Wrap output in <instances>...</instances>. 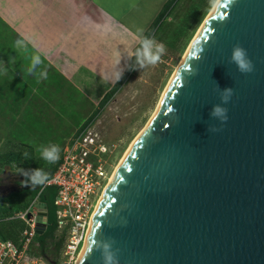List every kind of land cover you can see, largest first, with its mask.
I'll return each mask as SVG.
<instances>
[{
    "label": "water",
    "instance_id": "1",
    "mask_svg": "<svg viewBox=\"0 0 264 264\" xmlns=\"http://www.w3.org/2000/svg\"><path fill=\"white\" fill-rule=\"evenodd\" d=\"M236 45L252 73L231 62ZM158 106L108 185L77 264H105L109 252L113 264H264V0H219ZM214 106L227 109L226 122ZM37 215L40 236L44 204Z\"/></svg>",
    "mask_w": 264,
    "mask_h": 264
},
{
    "label": "crops",
    "instance_id": "2",
    "mask_svg": "<svg viewBox=\"0 0 264 264\" xmlns=\"http://www.w3.org/2000/svg\"><path fill=\"white\" fill-rule=\"evenodd\" d=\"M167 2L0 0V119L21 122L46 108L51 113L68 86L97 111L117 83L113 69H104L105 55L118 51L116 70L124 74L141 42L137 28L146 31L148 18L156 19ZM17 39H23L19 48L14 46ZM34 55L42 63L29 75ZM44 71L46 78L41 76ZM93 108L86 120L95 113ZM34 111L38 113L31 115Z\"/></svg>",
    "mask_w": 264,
    "mask_h": 264
},
{
    "label": "rangeland",
    "instance_id": "3",
    "mask_svg": "<svg viewBox=\"0 0 264 264\" xmlns=\"http://www.w3.org/2000/svg\"><path fill=\"white\" fill-rule=\"evenodd\" d=\"M167 1L170 6L165 17L159 22L157 18L151 20L148 18L147 30L139 33V41H143L144 36H154L158 42L165 45L166 53L161 61L154 66L147 65L145 62V67L141 68L136 60L124 83L90 123L95 132L102 137L103 144L109 148L110 153L103 157L108 170L114 169L129 144L150 121L185 51L217 2V0ZM139 49L141 47L135 49L134 53L136 54ZM119 57L118 51L114 54L109 51L105 55L107 62L104 69L105 67L110 71L116 69L118 67L116 59L119 60ZM125 68L126 72L129 66ZM62 100V102H53V113H49L46 108L40 113L28 112L31 115L35 113L40 115L26 117L21 122L13 121L7 116L5 119H0L3 124L0 126V154L28 153L29 158L26 160L31 165V170L49 166L41 158V152L45 149L50 150L54 144L60 146L61 156L63 149L73 137L74 131L82 127L88 112L93 108L79 93H73L71 86L67 87V93ZM93 110L95 111L94 108ZM1 112L3 115V111ZM10 122H12L11 126L8 125ZM21 181V175L17 170L0 166V195L7 194L13 184ZM5 212L0 203V216ZM7 214L13 218L17 213L14 208H9ZM54 225L52 203L47 211L45 233ZM43 237L37 236L35 241L36 238ZM46 240L48 245L49 238ZM46 251L51 253L49 249Z\"/></svg>",
    "mask_w": 264,
    "mask_h": 264
},
{
    "label": "built area",
    "instance_id": "4",
    "mask_svg": "<svg viewBox=\"0 0 264 264\" xmlns=\"http://www.w3.org/2000/svg\"><path fill=\"white\" fill-rule=\"evenodd\" d=\"M109 153L92 125L81 127L63 149L54 173L40 187V192L47 187L55 189V232L65 234L59 257L52 258L55 264H76L99 196L113 172L103 160ZM40 192L25 211L9 218L23 222L25 229L17 243L0 237V264H50L48 257L34 249Z\"/></svg>",
    "mask_w": 264,
    "mask_h": 264
},
{
    "label": "trees",
    "instance_id": "5",
    "mask_svg": "<svg viewBox=\"0 0 264 264\" xmlns=\"http://www.w3.org/2000/svg\"><path fill=\"white\" fill-rule=\"evenodd\" d=\"M170 5L165 6L163 11L158 15L157 20L158 22L161 21L169 8ZM142 41L139 43L138 47H141ZM136 48V49H137ZM137 60V55L134 53V56L132 57L130 63H129V69L123 74L122 79H120L119 82H117L114 87L103 97L101 102L99 103V108L93 115L86 120V122L83 124L82 127L87 126L90 124L93 119L98 115L99 111L105 106V104L111 99V97L118 91V89L121 87V85L124 83L125 79L127 78L130 70L134 66L135 62ZM59 161L55 164H51L49 166H43L42 169L49 174L48 179L50 176L54 173ZM0 166L7 167V169L14 168L17 170L22 180H27L28 182H31V169L30 164L25 159L22 152L17 153H5L0 154ZM23 170V173L21 172ZM40 179H43V176L40 177ZM40 186L36 185V188L33 189H22L20 191L10 193L8 197H6L7 194H4L0 196V203L3 205V211L5 214L0 216L1 222H0V237L4 240H10L14 243L18 242L19 234L25 229V224L19 220H9L11 215L7 214V209L14 208L15 213L25 211L27 207L29 206L30 202L34 199V196L37 195L40 192ZM9 193V192H7ZM55 189L51 187L44 188L40 194H39V203H42L46 206L47 211L49 210L50 205L53 203V199L55 197ZM24 227V229H23ZM56 228L55 225L51 226L48 232L45 233V236L43 237L44 233L42 234L43 238H36V244L34 243V249L37 251V253L46 256L48 255L47 249L51 251L50 254H53V259L56 260L59 257V254L64 246L65 242V234H56L55 232ZM38 235H36L37 237ZM41 236V235H40ZM49 238V244L47 245V240Z\"/></svg>",
    "mask_w": 264,
    "mask_h": 264
},
{
    "label": "clouds",
    "instance_id": "6",
    "mask_svg": "<svg viewBox=\"0 0 264 264\" xmlns=\"http://www.w3.org/2000/svg\"><path fill=\"white\" fill-rule=\"evenodd\" d=\"M137 31L140 33H143L145 30L143 28H137ZM23 39H17L14 42V46L16 48H19L22 45ZM155 49V51H153ZM200 52L203 51V49L199 50ZM166 53V47L163 43L158 42L154 36H144L141 49L137 50V62L139 63L141 68L145 67V62L147 65L154 66L158 62L161 61L162 56ZM231 62L235 63L237 70L241 74H250L254 71V65L250 58H248L247 50L239 45H236L233 47L232 56H231ZM42 63L41 57L39 55H34L31 58V65L27 68V74L33 75V71L36 68L37 65H40ZM46 72L44 71L41 73V76L46 78ZM112 76L115 79L116 82H119L120 79L123 77V73L113 69L112 70ZM225 92L232 94V89H225ZM224 102H227V99L224 100ZM227 109L220 108L219 106H214L213 111L211 115L213 116H219L222 118L223 122H226L227 117ZM220 129H217L216 131H219ZM60 152L61 148L58 144H54L50 150L45 149L41 152V158L49 165L55 164L60 159ZM25 159L29 158L28 153L23 154ZM23 173V170H21ZM31 183L32 185H45L48 180L49 174L45 172L42 168L39 169H33L31 170ZM43 176V179H40V177ZM23 185H28V181L24 180L22 182ZM93 247L95 248L96 241H92ZM109 246L105 245V248L107 249ZM105 264H113L114 260H118V257H116L112 253H106L103 257Z\"/></svg>",
    "mask_w": 264,
    "mask_h": 264
},
{
    "label": "bare ground",
    "instance_id": "7",
    "mask_svg": "<svg viewBox=\"0 0 264 264\" xmlns=\"http://www.w3.org/2000/svg\"><path fill=\"white\" fill-rule=\"evenodd\" d=\"M218 1L219 0H217V2L215 3V5H214V7L217 5V3H218ZM214 7L212 8V10L214 9ZM211 10V11H212ZM210 13V12H209ZM204 22V21H203ZM203 24V23H202ZM202 26V25H201ZM200 29V28H199ZM199 31V30H198ZM198 33V32H197ZM195 37H196V35H195ZM194 37V38H195ZM194 40V39H193ZM192 40V41H193ZM192 43V42H191ZM190 46V45H189ZM189 48V47H188ZM188 48H187V50H188ZM186 50V51H187ZM186 51H185V53H186ZM185 55V54H184ZM184 55H183V58H184ZM183 58L181 59V61L183 60ZM180 61V62H181ZM176 71V70H175ZM174 74V73H173ZM173 76V75H172ZM172 78V77H171ZM170 78V79H171ZM169 82H170V80H169ZM169 82H168V84H169ZM168 84H167V86H168ZM166 86V87H167ZM166 89V88H165ZM165 92V91H164ZM164 92H163V94H164ZM158 107L159 106H157V108H156V110H155V112L153 113V115L152 116H154V114L156 113V111H157V109H158ZM148 124V123H147ZM147 126V125H146ZM145 126V127H146ZM144 127V128H145ZM143 128V129H144ZM143 129L137 134V136L132 140V142L129 144V146L127 147V149L125 150V152H124V154L122 155V157L120 158V160H119V162H118V164L114 167V169H113V172H112V175H111V177L109 178V180H108V183H107V185L105 186V188H104V190L102 191V193H101V195L99 196V200H98V202H97V205H96V207H95V209H94V211H93V215L95 214V212H96V210H97V208H98V205H99V203L102 201V197H103V195H104V193H105V191H106V189H107V187H108V185L111 183V181H112V179H113V176L115 175V173H116V171H117V169H118V167L120 166V164L122 163V161H123V159H124V157H125V155H126V153L128 152V150L130 149V147H131V145L133 144V142L136 140V138L140 135V133L143 131ZM93 217V216H92ZM89 230V229H88ZM88 235V234H87ZM87 237V236H86ZM86 242H87V238H85V242H84V244H83V247H82V249H81V251H80V253H79V256H78V258H77V261H76V264L78 263V261H79V259H80V257H81V255H82V253H83V251H84V249H85V246H86Z\"/></svg>",
    "mask_w": 264,
    "mask_h": 264
},
{
    "label": "flooded vegetation",
    "instance_id": "8",
    "mask_svg": "<svg viewBox=\"0 0 264 264\" xmlns=\"http://www.w3.org/2000/svg\"><path fill=\"white\" fill-rule=\"evenodd\" d=\"M22 182L23 181L18 182L16 184H13L11 189L9 190V192H11V191H20V190L25 189V188H28V189L36 188V185H32L31 182H28V185H23ZM0 196H2V195H0ZM46 257H48V260L52 261L53 254H48V255H46Z\"/></svg>",
    "mask_w": 264,
    "mask_h": 264
}]
</instances>
